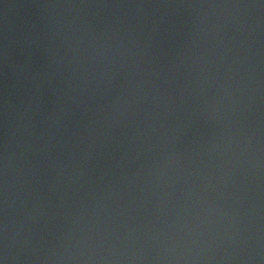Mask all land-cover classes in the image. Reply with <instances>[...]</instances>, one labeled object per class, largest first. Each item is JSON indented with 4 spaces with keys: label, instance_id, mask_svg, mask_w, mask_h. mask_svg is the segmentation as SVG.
<instances>
[{
    "label": "water",
    "instance_id": "obj_1",
    "mask_svg": "<svg viewBox=\"0 0 264 264\" xmlns=\"http://www.w3.org/2000/svg\"><path fill=\"white\" fill-rule=\"evenodd\" d=\"M0 264H264V0H0Z\"/></svg>",
    "mask_w": 264,
    "mask_h": 264
}]
</instances>
